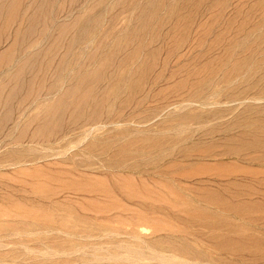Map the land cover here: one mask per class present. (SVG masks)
I'll return each mask as SVG.
<instances>
[{
    "label": "rangeland",
    "instance_id": "1",
    "mask_svg": "<svg viewBox=\"0 0 264 264\" xmlns=\"http://www.w3.org/2000/svg\"><path fill=\"white\" fill-rule=\"evenodd\" d=\"M0 264H264V0H0Z\"/></svg>",
    "mask_w": 264,
    "mask_h": 264
},
{
    "label": "bare ground",
    "instance_id": "2",
    "mask_svg": "<svg viewBox=\"0 0 264 264\" xmlns=\"http://www.w3.org/2000/svg\"><path fill=\"white\" fill-rule=\"evenodd\" d=\"M108 61H109V59H108V60H105V61H103V62H101V63H105V62L109 63ZM101 63H100V64H101ZM102 65H103V64H102ZM97 73H98V72H97ZM97 73H96V74H93V73L91 74L92 77L95 79V80H94L95 82L98 81V79H97V78H98V77H97L98 74H97ZM108 89H109V91L106 92L105 94L108 95V96H110V95H111L110 93H111V92H114V87H113V86H109ZM70 91H71V90H70ZM70 91H69V92H70ZM71 92H72V91H71ZM145 141L150 142V140H149L148 138L143 139V142H145ZM150 143H151V145L153 144V142H150ZM133 145H134L133 141H130V142L126 143V146H127V147H130V146H133Z\"/></svg>",
    "mask_w": 264,
    "mask_h": 264
}]
</instances>
